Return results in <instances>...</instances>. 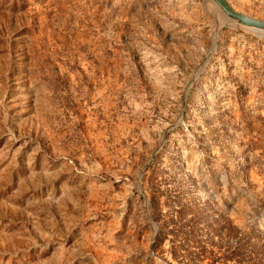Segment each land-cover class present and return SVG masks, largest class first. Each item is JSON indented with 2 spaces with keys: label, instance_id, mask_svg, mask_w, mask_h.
Here are the masks:
<instances>
[{
  "label": "rangeland",
  "instance_id": "374dc122",
  "mask_svg": "<svg viewBox=\"0 0 264 264\" xmlns=\"http://www.w3.org/2000/svg\"><path fill=\"white\" fill-rule=\"evenodd\" d=\"M226 20L0 0V264H235L230 222L264 244V33Z\"/></svg>",
  "mask_w": 264,
  "mask_h": 264
},
{
  "label": "trees",
  "instance_id": "16d2710c",
  "mask_svg": "<svg viewBox=\"0 0 264 264\" xmlns=\"http://www.w3.org/2000/svg\"><path fill=\"white\" fill-rule=\"evenodd\" d=\"M188 215H179V221L183 222ZM229 231V237L231 241V249L226 261L233 262L235 264H250L252 261H263L264 256V244L257 248L256 244L250 242V237L243 236L238 227H236L233 222H230L227 227H221L220 231ZM194 234V233H191ZM194 241L199 243L196 236L189 235L188 238L184 240L185 244L188 245L189 242ZM219 248V247H218ZM205 247L202 248V254H206ZM259 264H263L262 262Z\"/></svg>",
  "mask_w": 264,
  "mask_h": 264
},
{
  "label": "water",
  "instance_id": "95a60500",
  "mask_svg": "<svg viewBox=\"0 0 264 264\" xmlns=\"http://www.w3.org/2000/svg\"><path fill=\"white\" fill-rule=\"evenodd\" d=\"M227 18V20L239 24L240 26L264 33V21L252 18L239 13L230 6L227 0H209Z\"/></svg>",
  "mask_w": 264,
  "mask_h": 264
},
{
  "label": "bare ground",
  "instance_id": "6f19581e",
  "mask_svg": "<svg viewBox=\"0 0 264 264\" xmlns=\"http://www.w3.org/2000/svg\"><path fill=\"white\" fill-rule=\"evenodd\" d=\"M226 22L230 23L231 21L229 22V21L226 20ZM228 23H227V24H228Z\"/></svg>",
  "mask_w": 264,
  "mask_h": 264
}]
</instances>
